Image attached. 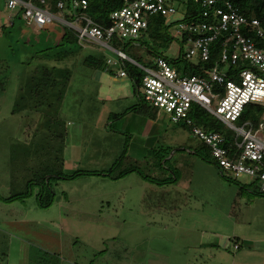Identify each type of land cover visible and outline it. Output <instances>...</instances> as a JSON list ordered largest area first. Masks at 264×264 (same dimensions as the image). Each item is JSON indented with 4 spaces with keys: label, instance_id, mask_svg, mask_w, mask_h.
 Listing matches in <instances>:
<instances>
[{
    "label": "rangeland",
    "instance_id": "1",
    "mask_svg": "<svg viewBox=\"0 0 264 264\" xmlns=\"http://www.w3.org/2000/svg\"><path fill=\"white\" fill-rule=\"evenodd\" d=\"M8 16L0 0V264H140L143 259L193 264L209 256V250H195L200 244L219 249L216 262L264 264L259 250H233L235 243L241 245L235 238L264 239L263 220H256L264 214V196L255 192L254 180L222 178L209 149L168 115L157 114L156 151L137 163L125 162L143 176L70 178L77 171L109 169L130 141L123 126L132 114L120 118L129 101L101 95L102 77L112 81V73L83 62L89 54L115 56L90 46L57 62L54 46L63 24L45 30L15 19L12 26ZM112 45L144 66H152L158 55L179 70L187 66L180 60L187 45L179 37L168 49L154 46L149 35ZM46 47L53 49L39 53ZM42 66L72 71L62 103L14 114L20 89ZM112 84L135 101L142 99L134 80L115 78ZM115 113L119 120L111 116Z\"/></svg>",
    "mask_w": 264,
    "mask_h": 264
},
{
    "label": "built area",
    "instance_id": "2",
    "mask_svg": "<svg viewBox=\"0 0 264 264\" xmlns=\"http://www.w3.org/2000/svg\"><path fill=\"white\" fill-rule=\"evenodd\" d=\"M3 1L10 25L17 17L36 29L59 22L75 34L83 49L93 46L112 52L115 58H105L106 64L118 77L132 79L130 67L141 72L140 89L147 105L157 114L168 115L175 125L190 128L210 150L221 175L233 180L250 177L256 190L264 194V47L243 33L249 27L264 39L260 20L240 14L228 1L123 0V6L110 14L109 25L102 26L87 15L86 0H70L71 20L66 19L64 1L57 3L59 14L44 7V0L41 5L27 0ZM155 16L165 18L169 31L175 29V33L170 31L174 39L179 37L187 45L180 60L191 64L198 74L189 75L186 66L177 69L162 55L154 58L152 66L141 65L112 45L114 40L133 44L143 39ZM217 40L222 43L221 55L209 65L212 44ZM248 106L262 109L258 124L243 120ZM197 110L222 124L230 137L197 125ZM239 248L235 243L234 249Z\"/></svg>",
    "mask_w": 264,
    "mask_h": 264
},
{
    "label": "trees",
    "instance_id": "3",
    "mask_svg": "<svg viewBox=\"0 0 264 264\" xmlns=\"http://www.w3.org/2000/svg\"><path fill=\"white\" fill-rule=\"evenodd\" d=\"M27 1H32L37 5H41V0ZM44 1L45 4L43 6L49 7L55 14H59L57 3L59 1H64L66 3V19H72L70 14V0ZM86 1L88 3V7L86 10L87 15H89L97 24H100L102 26H108L110 14L116 9L121 8L123 6V0ZM226 1L231 2L235 6V8L238 9L240 14L248 17L249 19L256 18L260 20V23L264 29V0H221V2ZM190 5L192 4L190 3ZM15 19H20V17H17ZM12 26H14V23L12 24ZM62 27L63 29L62 34L60 36V43L54 46V48L59 49L58 52L55 54L57 62L72 58L83 50V48L79 46L75 34L65 26ZM48 28L49 27H46L44 29L47 30ZM243 33L245 36L252 38L258 46L264 47V39L259 38L252 28H244ZM148 35L151 37L154 46L162 49H168L171 43L174 41V36L170 33L169 27L166 25V19L161 16H155L150 20ZM51 49L53 48L46 47L40 50L39 53L48 52ZM221 51V40H217L212 44V59L208 63L209 65L214 64V62H216L220 58ZM83 62L89 68L111 72V69H109L106 64V59L103 57H98L96 55L89 54L86 55ZM184 71H186V73H188L189 75L198 74L197 70H195L191 64H187ZM129 73L132 79L135 81L137 87L140 88L142 73L132 67L129 68ZM71 77L72 71L68 67L42 66L36 68L31 73L29 81L25 84V86L20 89L19 97L13 109V113L15 114L27 110L38 112L43 106L54 107L55 105H60L66 94L67 88L71 81ZM140 101L141 102L139 104L128 109L124 114H127L128 112H135L146 115L148 111L147 116L150 118H155L157 111L147 105L142 99H140ZM197 112L198 113L195 115L197 125L203 126L208 130L217 131L230 137L231 133L222 124L217 122L212 116H210L204 111L197 110ZM261 116L262 109L260 107L248 106L243 114V120L250 119L255 124H258L260 122ZM64 136V134H60L59 138L62 139ZM127 145L128 144L126 143L121 155L109 169L105 171L92 172L77 171L73 175H71L70 178H75L80 175H101L110 177L112 179H120L133 172H137L138 174L143 176L142 172L136 165L125 163L129 159V157L127 156ZM202 145L205 146L203 143ZM202 158L205 159L204 157ZM124 165L126 167L124 170L118 172L117 174H114L115 170L120 169L122 166L124 167ZM175 174L176 173L174 172V176ZM221 177L227 180L224 175H221ZM162 183L166 182L162 181ZM255 192L261 196H264V194H261L257 191ZM15 199H18V197H11L8 200L13 201ZM51 201L52 200L49 199L47 205H49ZM41 205L43 204L41 203Z\"/></svg>",
    "mask_w": 264,
    "mask_h": 264
},
{
    "label": "crops",
    "instance_id": "4",
    "mask_svg": "<svg viewBox=\"0 0 264 264\" xmlns=\"http://www.w3.org/2000/svg\"><path fill=\"white\" fill-rule=\"evenodd\" d=\"M54 36L55 35L51 34L50 38H53ZM111 73H112L113 79H114L112 81H109V79L105 76L102 77L100 94L105 96V97L107 96L108 99L112 100V101H116L115 99H117L121 96L123 98H127V100L129 102L127 104L128 105L127 108L125 109V112H126L128 109L136 106L141 101H140V99L138 101H135L134 99L130 98L129 93H127L124 88H120V89L114 88L112 82L115 81V78H121V77H118L116 75V73L113 72L112 70H111ZM129 79H131V78H129ZM127 114H132V117H128L126 122H125L126 125L123 126L124 130L126 132H129V136H130V141H126V143L128 144L127 145L128 146L127 156L129 158L133 159L134 162L137 163L138 161H141V159H145L149 155V153H151V152L154 153L156 151L155 144L159 143V137L157 134V130L159 128V122L157 120L158 115L156 114L155 118H150L147 116L148 111H147L146 115L135 113V112H128ZM127 114L122 115L120 118L126 116ZM118 115H120V114H116V113L111 114V116H113L116 120L120 119ZM124 147H125V145H124ZM109 150H111V148H109ZM259 218H261L263 220L262 221V224H263L262 227H264V214L262 216L261 215L258 216L256 218V220H259ZM248 220H246V222H248V223L254 222V220L252 222H249ZM209 222L210 221H208L207 223H209ZM259 227H261V226L259 225ZM205 232H207V230ZM210 233L211 232H207L208 235H210ZM213 234L215 236H217V233L213 232ZM236 239L241 244V245H239L240 248L238 250L242 249V247L245 246L246 248H249L252 251L259 250V251L264 253V239H261V238L260 239H256V238L253 239V238H250L247 236H245V238H243L242 241L239 240L238 238H235V240ZM211 245H213V244H209V245L208 244H204V245L200 244V246L195 247V250H199L201 248L205 249V250H209V256L206 258H202V259L201 258L194 259L193 264H223V262L221 260L216 262L217 257H215V255L217 254L216 252L219 249L217 247H216L217 249L214 248L215 245H213V246H211ZM228 246H230V245H227L225 248L228 249ZM233 250H234V248H233ZM240 254H241V252H240ZM213 259H214L215 263H213ZM140 264H149V261L147 259H143V261H141ZM150 264H153V263L150 262Z\"/></svg>",
    "mask_w": 264,
    "mask_h": 264
}]
</instances>
